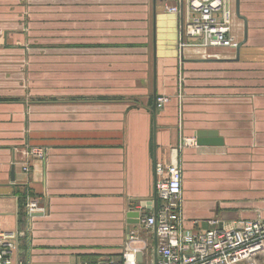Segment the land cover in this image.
<instances>
[{"label": "crops", "instance_id": "obj_1", "mask_svg": "<svg viewBox=\"0 0 264 264\" xmlns=\"http://www.w3.org/2000/svg\"><path fill=\"white\" fill-rule=\"evenodd\" d=\"M29 1L0 0L4 39L23 33L30 21L63 26L70 34L118 33L126 14L141 33L149 24L151 81L145 73L131 86L124 80L125 62L143 64L145 53L112 57L121 52L96 45L110 50L107 57L84 61L100 62L97 77L69 73L68 90L59 84L29 92L14 69L22 60L6 56L7 42L0 43V232H25L15 262L106 264L117 258L119 264L129 232L136 231L147 244L144 263L155 264V236L130 224L136 219L128 216L154 214L156 167L172 162L182 174L183 230L264 220V0H239L238 16L236 0H230L235 49L182 48L186 10L179 0H144L142 8L108 4L117 0H39L68 3L67 13L54 7L50 22L44 11L30 14ZM174 6L179 14L166 12ZM154 53L156 95L167 99L156 109V150ZM110 65L122 66L115 81ZM198 132H215L222 145L197 146ZM28 199L39 209L31 216ZM254 262L264 264V253Z\"/></svg>", "mask_w": 264, "mask_h": 264}, {"label": "built area", "instance_id": "obj_2", "mask_svg": "<svg viewBox=\"0 0 264 264\" xmlns=\"http://www.w3.org/2000/svg\"><path fill=\"white\" fill-rule=\"evenodd\" d=\"M186 10V18L179 31L181 47L236 48L230 35L233 12L230 0H179ZM170 14H179L178 7L165 8ZM167 103L164 97L156 99V109ZM27 172V167H23ZM157 206L154 214L139 219V226L153 233L156 239L155 264H254L255 257L264 253V220L246 221L238 226H215L198 232L183 230L181 226V170L176 162L156 167ZM27 215L39 211L28 199ZM24 231L0 232V264L15 262L18 245ZM147 244L139 240L136 231H130L119 264H145ZM141 256V261L137 256ZM106 264H118L109 261Z\"/></svg>", "mask_w": 264, "mask_h": 264}, {"label": "rangeland", "instance_id": "obj_3", "mask_svg": "<svg viewBox=\"0 0 264 264\" xmlns=\"http://www.w3.org/2000/svg\"><path fill=\"white\" fill-rule=\"evenodd\" d=\"M121 0L108 2L111 6H121L125 4L126 6L132 7H144V0ZM146 0V4H147ZM29 6L30 14H36L44 11V15L51 17L54 14V7L60 9L67 13L68 3H56L52 1H32L24 3ZM143 6H142V5ZM44 9V10H42ZM141 10V9H140ZM138 10H133V13H137ZM126 14V26L119 27L118 33L114 34H70L67 32V28L55 27L51 25L47 26H36L30 21V26H28L23 33H14L4 35L0 34V43L3 41L7 42V45L3 51L6 56L13 57L14 59L22 60V62L14 65V69H18L22 75V81L24 87L29 90V92L35 93L36 91H47L52 90L53 85L60 84L61 89L68 90L69 82L67 80L69 73H93L94 77H97L96 73H100L103 68L100 62L94 61L92 66H88L89 61H87L85 66V60L91 59L96 60L102 57H107L110 52L107 51L109 48L113 47L115 49L113 52L118 53L112 57H122L126 59H138L141 53H145L143 59H146L143 64L140 62H125V84L131 86L133 80L138 77H145L151 81V63L149 57V46L147 45L150 41L149 24L146 25L148 32L141 33L142 28H132L129 23H133V17L129 18ZM48 22V23H49ZM66 30V31H65ZM125 31V32H124ZM138 31V32H137ZM124 32V33H123ZM89 43L92 44L93 48H85L80 44ZM77 45V46H75ZM96 45H109L108 49L99 48ZM146 45L147 49L142 46ZM101 49H105L101 50ZM144 52H141L142 50ZM123 52V53H122ZM88 53V54H86ZM86 54V55H85ZM4 56V54H2ZM77 60V61H76ZM108 70L109 78L111 81L117 79V73L122 66L110 65ZM81 76V75H79ZM90 76V75H87ZM62 78L59 82V78ZM101 77V76H100ZM56 79L57 81H55ZM96 79V78H95ZM43 81V83H42ZM46 81V82H44ZM93 89L99 88L95 84V80L92 79ZM115 87H110L108 89H114ZM126 98V97H125ZM36 101V98H33ZM107 99H118V97H110ZM47 100H52L51 98ZM150 101V99H149ZM111 259V257H109ZM117 259V258H116ZM115 258L111 261L117 262Z\"/></svg>", "mask_w": 264, "mask_h": 264}, {"label": "water", "instance_id": "obj_4", "mask_svg": "<svg viewBox=\"0 0 264 264\" xmlns=\"http://www.w3.org/2000/svg\"><path fill=\"white\" fill-rule=\"evenodd\" d=\"M238 1L236 0V11H237V16H238ZM153 20L155 21V10L153 12ZM155 24V23H154ZM155 25H153V44L155 48ZM239 48V47H238ZM155 52V49H154ZM153 63H154V73H153V102L151 106V113L153 117V147L154 150H156V145H155V134H156V60H155V53H154V58H153ZM196 145L197 146H221L222 141L217 138V135L215 132H198L196 134ZM154 212L156 210V205H157V197L156 194H154V199L152 202ZM144 208V206H142ZM128 217L136 219V221H133L130 224H139V219H140V213H130ZM156 249V247H155ZM137 260L140 262L141 261V256H137Z\"/></svg>", "mask_w": 264, "mask_h": 264}]
</instances>
